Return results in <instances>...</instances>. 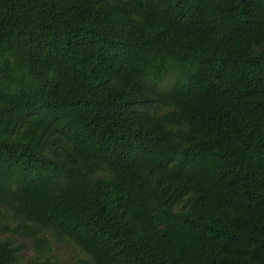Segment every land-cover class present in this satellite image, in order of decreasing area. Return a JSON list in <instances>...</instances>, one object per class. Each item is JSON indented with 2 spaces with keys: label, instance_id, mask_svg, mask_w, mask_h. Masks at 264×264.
Returning <instances> with one entry per match:
<instances>
[{
  "label": "trees",
  "instance_id": "1",
  "mask_svg": "<svg viewBox=\"0 0 264 264\" xmlns=\"http://www.w3.org/2000/svg\"><path fill=\"white\" fill-rule=\"evenodd\" d=\"M0 264H264V0H0Z\"/></svg>",
  "mask_w": 264,
  "mask_h": 264
},
{
  "label": "rangeland",
  "instance_id": "2",
  "mask_svg": "<svg viewBox=\"0 0 264 264\" xmlns=\"http://www.w3.org/2000/svg\"><path fill=\"white\" fill-rule=\"evenodd\" d=\"M25 243L27 245L25 257H29L33 254L31 243ZM53 254L56 256L57 259L59 258L64 261H70L71 263L74 262L75 259L84 256V254H82L81 251L76 246H74V244H71L69 242L56 243L54 245Z\"/></svg>",
  "mask_w": 264,
  "mask_h": 264
}]
</instances>
